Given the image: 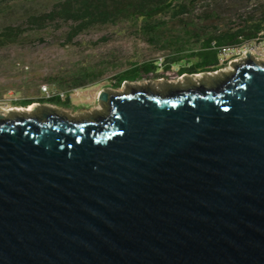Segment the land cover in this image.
Here are the masks:
<instances>
[{"label": "water", "instance_id": "water-1", "mask_svg": "<svg viewBox=\"0 0 264 264\" xmlns=\"http://www.w3.org/2000/svg\"><path fill=\"white\" fill-rule=\"evenodd\" d=\"M0 113V264H264V61Z\"/></svg>", "mask_w": 264, "mask_h": 264}, {"label": "rangeland", "instance_id": "rangeland-1", "mask_svg": "<svg viewBox=\"0 0 264 264\" xmlns=\"http://www.w3.org/2000/svg\"><path fill=\"white\" fill-rule=\"evenodd\" d=\"M58 1L0 0V35L9 27L16 29L0 43V113L5 116L23 112L7 110L9 107H26L17 104L22 99L35 95L45 97L41 86L46 83L40 82L49 78L51 84H46L48 89L62 93L61 99H69L70 104H40L56 107L72 118L91 117L96 111H105V103L98 100L102 89L125 91L129 86L149 84L164 90L176 80L170 79L173 74H160V77L125 80L117 86L116 74L135 64L154 60L158 54L164 53L171 57L198 47L195 36L201 33L197 30L199 28L184 24V21L190 20V16L183 21L168 19L163 26L171 35L181 34V29L185 27L194 30L190 42L181 40L177 45L167 44L162 37L156 38L142 32L141 22L136 23L130 19H121L114 24L96 23L74 33L78 22L71 20L56 17L40 24L31 21L32 17L51 12ZM203 1L197 0L198 5ZM255 1L252 0L253 3ZM234 11L227 8L222 13L223 22L220 26L235 19ZM237 11L243 10L239 8ZM249 47L255 50L254 58L264 61V40L253 41ZM187 61L182 59L179 65L186 68L189 65ZM230 66L233 68V63L210 71V74L205 72L196 78L191 77L209 81L213 76L222 77L224 73L232 71L228 70ZM164 71L165 68L163 72H158ZM185 79L183 77V83H186Z\"/></svg>", "mask_w": 264, "mask_h": 264}, {"label": "trees", "instance_id": "trees-1", "mask_svg": "<svg viewBox=\"0 0 264 264\" xmlns=\"http://www.w3.org/2000/svg\"><path fill=\"white\" fill-rule=\"evenodd\" d=\"M227 8L235 10L233 13L236 17L220 26L223 22L222 13ZM239 8L243 11H237ZM189 16L190 20L184 21V24L199 28L197 30L201 32L195 36L198 47L184 54H174L167 60L172 64L182 59L198 58V62L181 68L178 75L187 71L197 72V67L202 66L207 70L217 69L220 46H236L248 41L264 40V0H256L254 3L252 0H204L199 5L197 0H60L51 12L32 17L31 21L40 24L56 17L71 20L78 22L72 32L74 33L92 24H114L121 19H130L136 23L141 22L142 32L156 38L162 37L167 44L177 45L181 40L190 42L194 30L185 27L181 29V34L171 35L163 26L168 19L183 21ZM208 22L209 25L198 26ZM12 30L16 29L9 27L0 35V43L11 36ZM157 68L154 60L135 64L116 74L115 83L120 86L125 80L160 77L164 73L158 72ZM166 74L172 73L167 70ZM33 102L66 103L65 100L61 102L59 95H55L48 98L22 99L17 104L28 106Z\"/></svg>", "mask_w": 264, "mask_h": 264}, {"label": "built area", "instance_id": "built-area-1", "mask_svg": "<svg viewBox=\"0 0 264 264\" xmlns=\"http://www.w3.org/2000/svg\"><path fill=\"white\" fill-rule=\"evenodd\" d=\"M251 42L253 41H248L240 45L232 46V45H224L218 47L219 52H218V63L217 67L220 68L221 66H226L230 65L234 62H238L239 60H243L247 53H250L253 57H255V50L253 47H249ZM168 54H158L155 59L154 63L157 65V70L160 72H163L164 68L166 67L168 63ZM181 70V65L179 64H171V70L170 73L177 74L176 76L180 79H183L187 73H182L180 75L179 72ZM217 70V69H216ZM214 70V71H216ZM166 74V73H164ZM191 75V74H189ZM41 90L44 92L45 97H52L55 95H59L61 97L62 93L59 92H52L48 89V86L46 84H43L41 86Z\"/></svg>", "mask_w": 264, "mask_h": 264}, {"label": "flooded vegetation", "instance_id": "flooded-vegetation-1", "mask_svg": "<svg viewBox=\"0 0 264 264\" xmlns=\"http://www.w3.org/2000/svg\"><path fill=\"white\" fill-rule=\"evenodd\" d=\"M216 70V69H215ZM210 71H214V70H207L205 67H197V72H189V71H187V75H185V77L184 78H186L185 80H186V83L187 82H192V83H195V84H201V83H205V84H209V83H211L212 81H213V79H216L217 77L216 76H213V78H212V80H209V81H207V80H205V79H203V78H198V79H195L196 77H198L199 76V74L200 73H205L206 72V74H210L209 72ZM217 73V72H216ZM173 74V73H172ZM189 74H191V75H189ZM190 76V77H189ZM191 76H195V78H193V77H191ZM176 78V80L175 81H172L171 83H183V81H182V79H180V78H178L177 76H173L172 77V79H175Z\"/></svg>", "mask_w": 264, "mask_h": 264}, {"label": "crops", "instance_id": "crops-1", "mask_svg": "<svg viewBox=\"0 0 264 264\" xmlns=\"http://www.w3.org/2000/svg\"><path fill=\"white\" fill-rule=\"evenodd\" d=\"M179 61H180V60H179ZM179 61H177V62H175V63H178V64H179ZM187 62L189 63L188 66H191L192 64H195V63L198 62V58H196V59L192 58V59L188 60ZM181 68H183V66H181ZM167 70H169V71L171 70V64H170V63H168V64L166 65L164 73H166ZM157 71H158V70H157ZM184 73H187V72H184ZM170 79H172V78H170ZM41 83L51 84L50 81H49V78H47V79H45V80H41L40 84H41ZM40 84H39V85H40ZM37 97H38V95H37V96L35 95L34 97H31V98H34V99H39V98H41V97H38V98H37ZM27 99H28V98H27ZM63 101H64V100L61 99V102H63ZM65 102L68 103V104H70L69 99H66ZM48 103H54V102H47V104H48ZM33 104H36V102H33ZM55 104H59V103H55Z\"/></svg>", "mask_w": 264, "mask_h": 264}, {"label": "bare ground", "instance_id": "bare-ground-1", "mask_svg": "<svg viewBox=\"0 0 264 264\" xmlns=\"http://www.w3.org/2000/svg\"><path fill=\"white\" fill-rule=\"evenodd\" d=\"M233 69L232 66L228 67V70H231ZM35 104H29L28 106L26 107H9L7 110H24V111H30L32 110V108L34 107Z\"/></svg>", "mask_w": 264, "mask_h": 264}]
</instances>
